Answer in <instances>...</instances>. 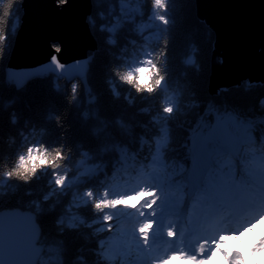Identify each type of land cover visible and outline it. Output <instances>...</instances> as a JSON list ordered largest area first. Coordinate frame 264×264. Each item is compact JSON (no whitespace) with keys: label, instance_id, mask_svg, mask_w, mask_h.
Masks as SVG:
<instances>
[{"label":"trees","instance_id":"1","mask_svg":"<svg viewBox=\"0 0 264 264\" xmlns=\"http://www.w3.org/2000/svg\"><path fill=\"white\" fill-rule=\"evenodd\" d=\"M114 2L108 10L105 6L107 15L97 17L91 0L93 17L87 21L96 47L88 54L86 84L47 75L17 88L6 83L4 69L21 16V0H0L4 36L0 41V173L14 169L20 157L27 158L30 150L40 146L45 155L56 156V167L43 165L28 181L0 175V209L19 208L36 216L38 242L44 247L38 264H103L97 241L110 229L98 230L104 207L96 198L111 194L113 186L130 181L140 168L151 166L160 174L158 166L142 161L167 143L168 128V175L186 176L180 165L190 167L186 149L190 134L198 121H214L210 109L234 115L237 124L252 125L253 144H246L243 134L225 132L239 149L236 161L245 158L240 161L242 168L246 163L264 168V161L253 157L256 153L264 157V81H242L209 93L214 34L196 17L194 0H163V8L161 0ZM100 20L104 23L97 29ZM192 57L195 62H190ZM142 62H151L147 66L155 65L163 76L151 92L137 91L135 81L127 83L116 74L119 70L137 75L133 70ZM168 105L171 114L163 110ZM129 126L130 132L125 133ZM159 127L164 134L156 137ZM106 128L111 136L104 141L99 136ZM108 145L130 151L122 153L123 166L111 176L107 174L117 152L114 147L101 150ZM207 153V161L196 163V173L210 165L223 174L235 168L220 140L215 151ZM58 175L64 177L60 186ZM179 189L184 194L183 185L167 190L177 193Z\"/></svg>","mask_w":264,"mask_h":264},{"label":"water","instance_id":"2","mask_svg":"<svg viewBox=\"0 0 264 264\" xmlns=\"http://www.w3.org/2000/svg\"><path fill=\"white\" fill-rule=\"evenodd\" d=\"M66 3L67 0H21V16L4 69L7 84L20 88L47 75L67 81L77 77L86 84L88 54L96 47L87 21L91 0ZM194 7L196 17L214 34L209 93L245 80L263 82L264 0H194ZM4 210L21 215L32 213L37 223L31 211ZM38 229L40 237L39 225ZM38 246L41 249L36 253V264L44 248L39 242Z\"/></svg>","mask_w":264,"mask_h":264},{"label":"snow or ice","instance_id":"3","mask_svg":"<svg viewBox=\"0 0 264 264\" xmlns=\"http://www.w3.org/2000/svg\"><path fill=\"white\" fill-rule=\"evenodd\" d=\"M68 2L69 0H67L66 4ZM145 3H147V0H145ZM110 4H115L114 0H93V6L97 10L95 16L107 15V11L104 8L106 6L108 10ZM113 14L115 15L116 13ZM92 17L93 15L88 16L89 19H92ZM100 21L102 23L97 25V29L104 23L103 20ZM167 26L166 24L165 27ZM50 59L51 57L49 62ZM56 59L59 61L58 56ZM192 61L195 62L194 57L190 58V62ZM59 62L63 64L61 61ZM65 67L67 66L65 65ZM73 79H77V77H73ZM210 111L214 114V121L211 123L204 120L198 121L190 134L189 144L186 147L190 159V167L185 169L183 164L180 165L184 169L183 172H186V176L177 179L175 176L168 175L170 165L167 156V150L170 145L169 128L166 131L167 143L161 146L150 158L142 161L144 165L149 163L157 165L161 170L154 184L158 191H165L180 185L184 186L183 200L179 204L165 201L161 204V211L158 215H175L181 219L187 216L189 226L193 232L202 230L206 224L221 213H235L250 206L257 200H264V168L257 169L247 163L242 168L240 161L245 159L243 157H239L235 168L229 170L226 174L214 171L211 165L202 173H196V159L193 156L192 147L197 139L201 141L206 150L215 151L220 140V133L227 129L231 133L243 134L246 144L256 143L251 124H237L231 116L216 114L215 110L212 109ZM130 129L131 126L123 131L129 133ZM163 134L159 127L157 134L154 136L159 137ZM110 136L111 133L106 128L105 132L99 137L107 141ZM113 147L117 152V159L113 164L111 173L107 174L109 176L114 172L118 173V169L123 166L122 153L125 150L130 153L126 147L115 145H108L101 150L106 151ZM235 152L239 154V149ZM193 193H195V197ZM44 201L47 202L48 199ZM157 203L159 204L160 201H157ZM29 214L21 215L16 211L0 209V264H36V253L41 249L38 246L39 229L34 215L32 213ZM58 224L62 225L61 219ZM68 229L77 228L69 227ZM182 231V227H178L177 235H181ZM133 240L134 237L123 234L119 230V225L113 221V228L103 233L102 238H98L97 251H103L104 248L111 246L122 252L129 260L131 256L135 255L136 257L137 255L136 250L132 246ZM153 242L155 241L150 239V243ZM138 247L139 244L137 243L136 248ZM53 250V252L57 251L56 249ZM100 259L103 264H109L108 260L102 257ZM117 264H119V261H117ZM129 264H136V260L134 262L129 260ZM143 264H149V262L145 260Z\"/></svg>","mask_w":264,"mask_h":264},{"label":"rangeland","instance_id":"4","mask_svg":"<svg viewBox=\"0 0 264 264\" xmlns=\"http://www.w3.org/2000/svg\"><path fill=\"white\" fill-rule=\"evenodd\" d=\"M145 65L146 63L142 62L136 68L144 67ZM220 140L223 142L224 146L228 147V151L233 153V141L228 137L225 130L220 133ZM158 149L159 147H157L156 151ZM192 152L195 159L199 161H204L206 157L209 156L199 139L194 142ZM200 153L203 154V157H201L202 155H200ZM152 166L155 167L157 165L153 164ZM254 167L258 169L257 166ZM149 168L151 169V166L145 169L140 168V171L137 172L136 176L133 179H131L130 181H123L113 186L111 194H103L96 198L99 206L102 207L103 205L104 207L101 212L102 214L100 215V219L97 223L99 228L98 230H111L113 228V221H115L119 225V230L123 234L134 237L132 246L134 250H136L137 255L136 257L135 255L131 256L129 258L130 261L134 262L136 260V264H143V262L147 260L149 264H154V261H158L162 256L167 257L169 253L178 252L181 248L188 254L194 255L192 253H189L187 249V242L189 241V239H192L193 243L195 244L198 239L204 236L210 237V240L215 239L222 231H234L238 230V228L236 227L237 225L243 226V223H241L240 221L238 223H235L232 228H229V226L227 227V219L224 215V223L218 222L217 230L213 234H207L206 228H203L202 230L195 232L194 237H188L189 232H191L192 230L189 226V219L187 216L181 219L180 217H177L175 215H158V213H160L161 211V204H163L165 201L169 203L179 204L184 198L182 192L178 191L175 194H171V192L167 190L158 191L157 187H154V184L159 173L155 170H149ZM81 170L82 169H78V171ZM142 188L147 190L155 189L156 200L152 208H145L142 206L144 203H147V200L143 201L141 205L137 206V208L124 207L122 205H117L116 207L104 206V203L106 201H111L122 196H128L139 191ZM157 201H160V203L158 204ZM257 201H259V204H261L262 209L258 214L251 215L252 217H249L250 219H248V221L245 223H250L252 219L258 217L261 213H264V200ZM141 213H143V215H141ZM146 220L153 222V227L148 234L147 244H145L144 240L141 238L138 227V223L140 221L144 222ZM224 224H226V226H224ZM173 226L175 236L173 238H169L166 235V229L173 228ZM178 227H182L183 229L181 235H177ZM150 239L155 242L150 243ZM137 243L139 244L138 248H136ZM176 246L180 248H176ZM101 252L102 256L111 263L119 261V263L122 264H129L128 257L111 246L104 248ZM207 256H205V258Z\"/></svg>","mask_w":264,"mask_h":264},{"label":"clouds","instance_id":"5","mask_svg":"<svg viewBox=\"0 0 264 264\" xmlns=\"http://www.w3.org/2000/svg\"><path fill=\"white\" fill-rule=\"evenodd\" d=\"M163 6V0H161L160 7L163 8ZM3 7L6 13L8 5L5 4ZM3 39V17H0V41ZM149 63L151 62H146L144 67L134 69L133 71L137 75H133L131 71L121 72L119 70H116V74L127 83L135 81L134 87L137 91L145 90L151 92L159 86L163 76L158 75L159 70L155 65L148 67L147 64ZM154 76L155 79H153ZM75 88L76 85L73 84V92ZM163 110L165 113L171 114L172 105L166 106ZM54 151L58 155V150ZM54 159H56V156L52 153L45 155L43 146H40L38 149L30 150L27 158L20 157L14 169L11 171L6 169L0 175L15 176L18 179L28 181L41 166L51 164L56 167L57 165L53 164ZM55 179L57 185L60 186L64 177L58 175ZM145 200H147V203L142 206L152 208L156 200L155 189L147 190L142 188L128 196L106 201L104 206L116 207L117 205H122L124 207L137 208ZM152 227L153 222L147 220L139 226V232L145 244L148 243V234ZM236 227L238 230L220 232L218 237L211 239L210 242L208 240L202 241L197 246V255H190L181 248L178 252L169 253L167 257L162 256L158 261H154V264H264V213L252 219L250 223H245L243 226L237 225ZM166 235L169 238L175 236L174 226L166 229ZM209 248H211V252L205 258L203 254Z\"/></svg>","mask_w":264,"mask_h":264},{"label":"bare ground","instance_id":"6","mask_svg":"<svg viewBox=\"0 0 264 264\" xmlns=\"http://www.w3.org/2000/svg\"><path fill=\"white\" fill-rule=\"evenodd\" d=\"M245 81H248V82H251L249 80H245ZM260 208H262L261 204H259V201H255L254 203H252L250 206L244 208L243 210H240L238 212H235V213H221V216H226V219H227V224L228 226L230 225V220L233 221V223H235L236 221H240L242 219L245 218V216L250 213L251 211H258ZM212 222V220L208 223L210 224ZM143 222L140 221L138 223V227L142 224ZM212 226H209V229L206 228V230L208 232H210V229H211ZM190 242V241H189ZM176 248H180L178 246H176ZM196 248H193V246L191 245V248H189V251L190 252H195V254H197L196 252Z\"/></svg>","mask_w":264,"mask_h":264}]
</instances>
